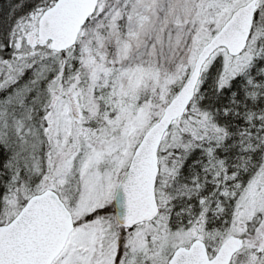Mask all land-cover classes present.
<instances>
[{"label": "snow or ice", "instance_id": "1", "mask_svg": "<svg viewBox=\"0 0 264 264\" xmlns=\"http://www.w3.org/2000/svg\"><path fill=\"white\" fill-rule=\"evenodd\" d=\"M0 264H264V0L0 7Z\"/></svg>", "mask_w": 264, "mask_h": 264}, {"label": "rangeland", "instance_id": "2", "mask_svg": "<svg viewBox=\"0 0 264 264\" xmlns=\"http://www.w3.org/2000/svg\"><path fill=\"white\" fill-rule=\"evenodd\" d=\"M9 2V0H1L0 1V7H6L7 6V3Z\"/></svg>", "mask_w": 264, "mask_h": 264}, {"label": "trees", "instance_id": "3", "mask_svg": "<svg viewBox=\"0 0 264 264\" xmlns=\"http://www.w3.org/2000/svg\"><path fill=\"white\" fill-rule=\"evenodd\" d=\"M1 1V0H0ZM4 1V0H3Z\"/></svg>", "mask_w": 264, "mask_h": 264}]
</instances>
